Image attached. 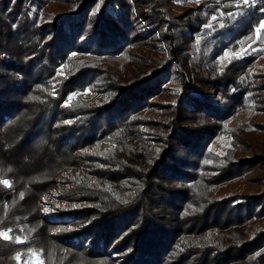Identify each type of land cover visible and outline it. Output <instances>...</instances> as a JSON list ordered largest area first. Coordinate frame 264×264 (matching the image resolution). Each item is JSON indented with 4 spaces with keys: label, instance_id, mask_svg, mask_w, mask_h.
I'll use <instances>...</instances> for the list:
<instances>
[{
    "label": "trees",
    "instance_id": "trees-1",
    "mask_svg": "<svg viewBox=\"0 0 264 264\" xmlns=\"http://www.w3.org/2000/svg\"><path fill=\"white\" fill-rule=\"evenodd\" d=\"M262 8L0 0V264H264Z\"/></svg>",
    "mask_w": 264,
    "mask_h": 264
},
{
    "label": "rangeland",
    "instance_id": "rangeland-1",
    "mask_svg": "<svg viewBox=\"0 0 264 264\" xmlns=\"http://www.w3.org/2000/svg\"><path fill=\"white\" fill-rule=\"evenodd\" d=\"M260 65L264 64V58L261 57ZM255 118L257 119H263L264 118V112L256 114ZM245 140L240 141L238 144V148L242 149L245 148L246 150L251 147H256L257 149H264V132L261 131H255L250 129L245 133L244 136ZM221 140L216 139V143L214 147L220 149V151L223 149L221 146ZM106 146V144H103ZM59 175L54 178L53 183L44 188L41 192L38 193L37 196V203H38V211L41 216H43L46 219H52L53 218V210L56 209L59 206V202L56 201L58 198L59 192L61 191V183L59 181ZM48 208L49 211L45 212L44 209ZM35 255H32V261L33 262H43V259L39 256L37 252H34ZM17 259H20V256H18ZM32 262V263H33Z\"/></svg>",
    "mask_w": 264,
    "mask_h": 264
},
{
    "label": "snow or ice",
    "instance_id": "snow-or-ice-1",
    "mask_svg": "<svg viewBox=\"0 0 264 264\" xmlns=\"http://www.w3.org/2000/svg\"><path fill=\"white\" fill-rule=\"evenodd\" d=\"M196 2H197V3H200V0H196ZM249 2H250V0H242L243 5H249ZM261 11L264 12V8H262ZM228 15H229V16H233V15H235V14H233V13H228ZM217 18H218V17H216V16H213V17H212L213 20H216ZM205 27H211V25H205ZM255 32L257 33V39H258V38H259V34H260L261 32H264V20H262V21L260 22L259 27L255 28ZM249 39H251V37H249ZM249 51H264V49H253V48H251V46H249L248 48L241 49V51H240L239 53H234V54H232L230 57H229V53L226 52V53H225V56H226V57H229L230 59H239L241 56L248 54ZM73 55H75V54H73ZM63 67H64V66H62V68H61V72L59 73L60 75H63ZM89 91H90V90L86 89V90H85V94H87V92H89ZM75 95H76V94L73 93V94H71V95L68 97V100L65 102V106H70V101L73 100V99L75 98ZM106 99H107V98H106ZM65 123H68V122L66 121ZM3 183H4L5 185H8V184H9V182H8L7 180H4ZM189 207H190V206H189ZM44 211H45V212H48L49 209H48V208H45ZM10 231H11V230H9V232H10ZM57 231H59V229H57ZM0 237H3L4 239H9V236L6 235V234H4V233H2V232H0ZM16 242H18V243H22L23 241L20 240L19 238H17V241H16ZM33 254L35 255V253H33ZM34 264H43V262H34Z\"/></svg>",
    "mask_w": 264,
    "mask_h": 264
}]
</instances>
